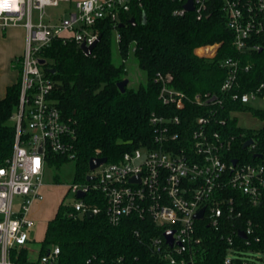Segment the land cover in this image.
I'll return each mask as SVG.
<instances>
[{"label":"built area","instance_id":"obj_1","mask_svg":"<svg viewBox=\"0 0 264 264\" xmlns=\"http://www.w3.org/2000/svg\"><path fill=\"white\" fill-rule=\"evenodd\" d=\"M177 1L179 7L173 15L179 17L193 12L200 20L212 6L222 9L233 32L232 47L239 56L221 62L226 69L221 91L243 104L258 100L264 103V78L249 91H241V74L255 67L249 56L264 50V0H193V11L185 7L188 0ZM62 4H66L67 14L47 13L48 7ZM143 4L144 0H0V34L12 25H23L27 33L25 52L13 63L14 68L20 65L19 104L12 116L16 128L13 152L0 166V264H76L63 259L60 246L50 245L43 250L42 246L35 247L30 237L35 224L31 206L36 200H44L41 189L50 155L70 159L75 156V129L52 98L55 82L40 64V52L56 38L74 41L80 48L84 43L90 46L99 40L101 23L116 26L122 14ZM119 38L118 33V41ZM211 47L216 48L214 54L200 52ZM220 49L221 43L208 45L201 47L198 54L214 57ZM156 80L161 84L163 102L183 109L184 95L170 85V75H158ZM213 97L198 93L193 101L199 105L214 103L217 98L212 100ZM150 123L155 133L154 146L126 152L120 160L107 161L91 171L88 176L93 179L72 184L77 201L71 205L70 215H96L104 210L114 225L129 216L148 219L162 231L150 240L162 264H199L202 239L198 237L197 222L220 228L222 218L235 210V198L229 190L238 192L252 206L263 202L264 152L257 139L247 138L243 145L253 140L245 148L249 157L230 155L235 138L223 128L225 121L216 129L208 115L198 117L186 136L179 115L153 114ZM79 192L84 197L79 198ZM93 192L104 201V209L85 200ZM202 208L203 218L197 219L195 215ZM170 230L174 231L172 245L165 236ZM254 230L249 221L241 230L247 238H242L240 231L238 236L250 244ZM228 243L224 264H238V258L248 264L236 255L233 235L228 237ZM82 264L101 263L88 259Z\"/></svg>","mask_w":264,"mask_h":264},{"label":"trees","instance_id":"obj_2","mask_svg":"<svg viewBox=\"0 0 264 264\" xmlns=\"http://www.w3.org/2000/svg\"><path fill=\"white\" fill-rule=\"evenodd\" d=\"M177 7V0H144L142 7L134 6L131 12L122 14L121 22L116 26L110 22L101 23L99 40L90 55L74 41L64 42L60 38L40 52L46 60L43 68L55 82L52 98L64 119L75 129L74 158L51 154L49 159L59 166L74 162V183L87 181L92 157L118 161L126 152L145 145L154 146L155 133L150 123L153 114L179 115L185 126V136L194 128L198 117L208 115L216 129L221 128V121H225L223 128L235 138L230 155L248 158V150L243 148V140L247 138L257 139L264 152V129L247 130L232 114L253 108L221 91L226 78V69L221 67V62L239 56L232 47L233 32L226 24L224 12L212 6L199 20L193 12L174 16ZM115 28L120 35V63L114 61L112 38ZM219 43L221 49L216 56L198 54L201 47ZM208 51L214 54L216 48ZM130 55L136 58L146 79L138 87L127 85L122 92L118 84L128 75ZM249 57L253 58L255 67L251 72L241 74L242 92L249 91L264 78V50ZM158 75H170V85L184 95L183 109L163 102L161 84L156 80ZM198 93L203 97L215 96L217 100L196 104L193 98ZM19 95L20 80L9 85L0 99V166L13 152L16 128L12 116L18 107ZM255 112L264 117V110ZM229 192L235 198V210L222 218L220 228L197 222L198 237L202 239L199 264H224L231 235L239 255L246 250L264 249V200L260 205L252 206L238 192ZM85 200L92 206L105 207L96 192L89 193ZM72 210L71 205L62 203L59 206L48 222L43 250L58 245L63 259L76 264L88 259L101 264H162L150 247L151 237L162 231L150 220L129 216L114 225L109 223L104 210L91 218L71 216ZM249 221L255 230L247 244L238 232L245 229ZM242 261L241 258L237 260L238 264Z\"/></svg>","mask_w":264,"mask_h":264},{"label":"rangeland","instance_id":"obj_3","mask_svg":"<svg viewBox=\"0 0 264 264\" xmlns=\"http://www.w3.org/2000/svg\"><path fill=\"white\" fill-rule=\"evenodd\" d=\"M66 4L59 7H48L47 13L64 15ZM38 12H34V21L37 22ZM113 54L115 63L122 61L118 47V32H113ZM27 41L20 42L18 37L10 39L7 44L0 46V98L4 96L6 88L18 82L20 65L17 68L13 67V63L18 58L22 57L26 49ZM15 53L16 57L10 59V54ZM199 53V52H198ZM129 79L128 86L138 87L145 82V73L140 69L137 60L130 55L127 60ZM253 110L234 111L232 114L237 118L238 124L247 129L258 131L264 129V117L256 114L255 111L264 110V103L260 100L249 104ZM13 124V120H12ZM75 181V164L72 161L64 162L60 166L51 160L46 165L44 175V185L41 192L44 195V200H36L31 206V217L35 224L30 230V237L35 247H41L45 239L48 222L56 215L59 206L64 203L73 205L77 201V196L72 192L71 186ZM18 199V198H17ZM243 259H246L250 264H264V249L260 251L246 250L241 255L236 254Z\"/></svg>","mask_w":264,"mask_h":264},{"label":"water","instance_id":"obj_4","mask_svg":"<svg viewBox=\"0 0 264 264\" xmlns=\"http://www.w3.org/2000/svg\"><path fill=\"white\" fill-rule=\"evenodd\" d=\"M186 9L188 11H193L194 10V6H193V0H188V3L186 4ZM132 22L135 23V19L132 18L131 20ZM122 26V25H121ZM98 40L95 41L92 45L90 46H87L85 43L81 45V49L82 51L86 54V55H90L93 51V49L95 48L96 44H97ZM209 49H214L213 47L211 48H205L204 52H208L210 53V51H208ZM211 54V53H210ZM40 64L42 65H45L46 64V60L41 58L39 60ZM52 72H55V70H52ZM129 83V79L128 78H125L124 80H122L121 82H119L118 86L119 88L121 89L122 92L125 91L126 89V86L128 85ZM216 97L214 96L212 98V100H215ZM253 143V140L252 139H249L247 142H245V144L243 145V148H247L248 146H250L251 144ZM42 150V148H41ZM255 157H261L260 154H256ZM108 161V159L106 157H92L89 161V167H90V171H94L96 170L98 167H100L102 164L106 163ZM237 160H234V163H236ZM88 180H91L93 179V176L89 175L87 177ZM135 180V178L133 179ZM78 197L81 198V197H84V193L83 192H79L78 193ZM204 211H205V208H202L196 215L195 217L197 219H202L203 218V214H204ZM87 216L89 218L93 217V213H88ZM173 234H174V231L173 230H170V231H167L165 233V236H166V239L168 241V243H170L171 245L173 244ZM239 235L242 237V238H247V235L243 232V231H240L239 232ZM250 264V263H248Z\"/></svg>","mask_w":264,"mask_h":264},{"label":"crops","instance_id":"obj_5","mask_svg":"<svg viewBox=\"0 0 264 264\" xmlns=\"http://www.w3.org/2000/svg\"><path fill=\"white\" fill-rule=\"evenodd\" d=\"M26 35H27L26 29L23 25H12L6 30V32H4L3 34H0V46H4L5 44H7V42L10 39H13L15 37H18L20 42L23 43L26 40ZM9 56H10L11 60L16 57L15 53H11ZM4 96H5V94H4ZM3 97H1V98H3Z\"/></svg>","mask_w":264,"mask_h":264}]
</instances>
